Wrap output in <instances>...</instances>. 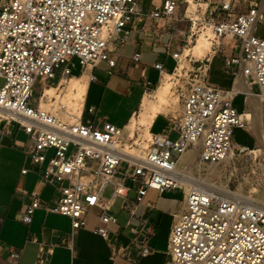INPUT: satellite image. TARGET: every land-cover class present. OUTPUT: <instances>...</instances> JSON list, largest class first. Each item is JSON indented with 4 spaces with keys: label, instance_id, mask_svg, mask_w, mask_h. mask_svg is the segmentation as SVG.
<instances>
[{
    "label": "built area",
    "instance_id": "obj_1",
    "mask_svg": "<svg viewBox=\"0 0 264 264\" xmlns=\"http://www.w3.org/2000/svg\"><path fill=\"white\" fill-rule=\"evenodd\" d=\"M162 20L165 24L160 26ZM261 20L264 0H149L148 7L144 0H0V78L4 79L0 122L6 132L17 123L28 135L24 151L33 164L43 167V179L61 183L54 205L45 209L69 217L76 231L86 226L90 209L102 208L94 232L108 239L118 217L107 210L117 198L127 205L131 190L127 180L138 185L131 214L149 189L162 193L183 188L185 201L174 216L167 264H264V208L209 186L198 185L187 192L177 172L180 159L191 148L198 147L206 163H221L232 151L250 150L234 142L235 127L248 130L235 104L241 91L234 87L242 75L253 97L264 96V34H256ZM139 25L170 31L167 48L176 61L175 70L181 59L189 57L193 62L181 113L172 118L170 130L176 138L154 133L148 146L140 148L138 139L126 136V126L86 121L85 111L94 116V107H84L82 115L75 117L60 101L59 108H41L44 91L33 104L40 79L43 86L59 87L63 76H76L75 58L81 75L89 70L91 80L96 79L92 71L102 62L112 73L117 60L110 52L130 42ZM202 34L211 41L213 52L221 51L227 41L239 50L226 56V71L234 76L231 88L210 83L211 54L197 58L185 53ZM173 40L177 44L171 50ZM141 56L136 53L134 60ZM155 67L160 73L165 70L163 63ZM58 73L57 83H48ZM57 101L53 96L52 103ZM107 186L112 187L109 198L104 196ZM42 206L40 195L33 194L22 221L30 224ZM35 241L39 245L35 264H47L54 245ZM148 253L143 246L141 254ZM17 257L12 252L8 261L13 264Z\"/></svg>",
    "mask_w": 264,
    "mask_h": 264
},
{
    "label": "crops",
    "instance_id": "obj_2",
    "mask_svg": "<svg viewBox=\"0 0 264 264\" xmlns=\"http://www.w3.org/2000/svg\"><path fill=\"white\" fill-rule=\"evenodd\" d=\"M163 24H165L163 20L159 22L160 26ZM156 27L157 25L142 28L139 25L130 42L110 52V56L117 60L112 73H109L110 67L106 62L105 70L100 69V65L104 63L102 62L92 71L96 79L87 80L88 90L84 107L85 110L94 107L95 115L88 120L96 125H101L102 120H107L119 127L126 126L139 111L144 95L149 92L152 85L157 84L164 73H172L171 71L175 69L176 61L167 48L171 40L170 31L167 28L157 30ZM233 43L227 41L221 51L213 52L208 66L209 78L215 66L219 78L228 81L229 84V87L219 86L227 89L234 85V76L226 71V56L231 55L232 52H239L238 49H233ZM176 44L177 41L173 40L171 50L176 49ZM136 53L142 54L138 61L134 60ZM169 62L170 67H168ZM157 63L164 64L165 70L162 73L155 67ZM234 68L239 67L235 65ZM97 69L107 73L108 76L104 78L103 74L102 79H99L96 74ZM152 71L158 73L154 83L150 78ZM79 74L81 76V71ZM239 80L242 83L240 94H243L246 102L249 103L252 96L247 91L249 87L242 75ZM96 81L101 83L100 99L96 104L88 106L90 89L92 83ZM50 86L53 85L43 86L42 91ZM136 92H139L138 101L123 119L116 122L110 112L104 116V108L106 111L114 112L123 99H130ZM98 113L102 115L98 116ZM86 114L88 112L85 111L84 118ZM160 122L163 127L157 129ZM12 125L10 132H6L4 123L0 122V264H12L8 261L12 252L18 254V257L12 260L13 264H35L39 254V245L35 239L54 245L53 252L48 255L47 264H167L169 262V237L174 216L182 209L185 201L183 188L165 190L162 193L151 188L135 213L131 214L138 185L127 180V185L131 187L126 198L127 205L124 206L125 200L121 198L122 204L118 212L113 211L115 203L107 210L108 213L118 217V223L110 226L108 239L94 232L99 218L94 222V227L90 228L87 222L86 226L73 231L69 217L45 209L46 206L54 205L59 196L58 187L61 183L56 180L45 181L42 177V166L33 164L23 147L16 148L17 134L13 132ZM172 125L171 117L158 114L153 120L151 131L169 134L174 138L177 134L170 130ZM17 129L25 133L19 125ZM245 130L254 138L249 130ZM234 142L236 145L248 146L237 143L235 139ZM25 168L28 171L23 173L22 170ZM36 193L40 195L43 206L34 212L32 222L26 224L22 221V212L31 204L32 195ZM99 209L103 213L104 210ZM121 221H124L123 225L120 224ZM119 224L121 231L114 230L113 227ZM143 246L149 248V253L146 255L141 254Z\"/></svg>",
    "mask_w": 264,
    "mask_h": 264
},
{
    "label": "rangeland",
    "instance_id": "obj_3",
    "mask_svg": "<svg viewBox=\"0 0 264 264\" xmlns=\"http://www.w3.org/2000/svg\"><path fill=\"white\" fill-rule=\"evenodd\" d=\"M145 7L149 6V0H144ZM158 2V0H156ZM256 34L257 35H263L264 34V20H261L256 25ZM203 36V34L201 35ZM200 36V37H201ZM210 41V40H209ZM211 42V41H210ZM212 43H210V50L206 52V54H212ZM193 55V51L190 52ZM190 54V55H191ZM194 56V55H193ZM202 56V55H201ZM200 56V57H201ZM198 58V56H195ZM186 68L182 69L183 71L178 72L177 80L173 79V95L171 96L172 99H178V104L176 106V110L172 113H169L168 116L173 118L179 116L182 109V100H183V94L185 93L186 89L189 86V81L193 77L189 74H192V61H189V57L186 59H183ZM74 62L76 63L77 67L72 68L73 73L77 74L76 77L79 78L81 66L79 64V59L75 58ZM106 63H102L100 65L101 68H106ZM168 67H170V62L168 64ZM100 69L96 70V74L99 77V79H102V76L104 74V78L107 75V73H103ZM175 71L172 70L173 73ZM175 73V72H174ZM157 72L152 71L150 78L152 82H156L157 80ZM60 77V73L57 74L56 78L51 79L48 81V83L56 84L58 79ZM160 81V80H159ZM159 81L157 84L152 85V87L148 90L149 92L153 91L156 86H158ZM209 81L211 84L214 85H221L223 87H229L228 81L222 80L219 78L218 71L215 69V66L213 68V71L210 75ZM4 84V79L0 78V86ZM100 81H96L92 83L90 93H89V101L88 106L92 104H96L98 102V99H100ZM58 86V85H57ZM43 89V80H39L38 84H36L34 88V96H33V104L35 105L40 91ZM255 90H258V87H254ZM59 92V90H57ZM139 92H136L130 99H123L119 107L116 109V111H106L104 108V116L106 113H109L113 115L116 122H119L121 119L126 116L127 112L133 105L138 101ZM235 104L237 108L242 111V117L246 124H248V130L249 132L254 136L252 138L245 130V128L242 127H235L234 128V139L237 143L245 144L250 146V150H246L243 152H236L234 159L231 162H221L217 164H211V163H205L201 162L200 156L198 157L197 164H195L190 172L188 173L191 178H194L199 183H201V186H210L213 188H217L221 191H227L231 194L241 196L245 198L246 200L253 202L261 207L264 208V98L261 97H251L249 103L246 102L245 96L243 94H240L235 99ZM102 115V113H98V116ZM89 118H93L89 114L85 115V120L87 121ZM119 124V123H118ZM157 129H161V122L158 124ZM163 127V126H162ZM18 124L13 123L12 130L17 134V137L15 138V142L17 144L16 148L19 147L22 149L28 142L27 135L25 133L19 131ZM169 129V128H166ZM135 135L134 140L139 139V135L141 137L143 136V132L141 133V130H138ZM176 136H174L175 138ZM142 141V140H140ZM139 141V142H140ZM148 141V140H147ZM196 148H191L189 151L195 153ZM52 153L49 154L51 156ZM184 166V165H183ZM43 168V167H42ZM181 192V189L179 190ZM112 194V187L107 186L104 191V196L109 198ZM122 204V199L117 198L115 201V206L113 208V211L118 212L119 207ZM101 210L97 207H94L90 209L89 214L85 216L86 221L89 223V227H94V222L99 218L101 214ZM121 225L124 224V221H121ZM120 224L113 227L114 230L120 229Z\"/></svg>",
    "mask_w": 264,
    "mask_h": 264
},
{
    "label": "bare ground",
    "instance_id": "obj_4",
    "mask_svg": "<svg viewBox=\"0 0 264 264\" xmlns=\"http://www.w3.org/2000/svg\"><path fill=\"white\" fill-rule=\"evenodd\" d=\"M210 43L211 42L209 41V39L206 38L205 35H203L199 37L196 43L193 44L191 50L187 49L185 53L190 55V52L193 51L194 56H203V54L210 50ZM185 68L186 66L184 60L181 59L175 73H164L160 79L158 86L153 91L147 92L144 95L139 111L132 117L129 124L126 125L124 129L125 134L126 136L128 135L130 138L132 137L134 139L136 133L139 134V132H137L138 130H141V133H144L142 137L140 136L142 134H140L139 139L137 140L140 148H145L148 146L149 142L147 140H150V138L154 134L151 131V126L156 116L158 114L168 115L169 113H172L176 110V106L179 101L178 99L171 98V96L173 95L172 81L173 79L177 80V73L183 71L182 69ZM89 76V70L85 71L79 78H77L76 76H64L61 80L59 87L50 86L45 88V97L41 100L39 106L41 108L48 109L51 108L52 105H55L56 108H59L60 104L58 105V102L60 101L61 104L64 103L68 106V112L71 114L72 117L81 116L84 108L85 96L88 90L87 80L89 79ZM234 89L235 91L242 89L241 80L237 79ZM57 90H59V92H57ZM247 91L251 95L250 90L248 89ZM53 96H57L58 98V101L55 103H52ZM139 140L142 141L139 142ZM195 148V153L192 154V152L188 151L182 156L177 168V172L180 175V182L186 187L187 192L193 187H198V185H202L194 178H191L188 174L191 168L195 164H197V160L199 157V148ZM234 156L235 154L232 151L230 152V154H228L227 158L224 161L231 162L234 159ZM201 162L203 161L201 160ZM199 187L204 188L203 186ZM223 192V195L225 196L234 195L227 191ZM250 204L261 207L255 203L253 204L250 202Z\"/></svg>",
    "mask_w": 264,
    "mask_h": 264
}]
</instances>
